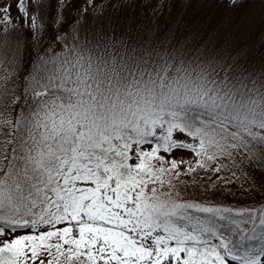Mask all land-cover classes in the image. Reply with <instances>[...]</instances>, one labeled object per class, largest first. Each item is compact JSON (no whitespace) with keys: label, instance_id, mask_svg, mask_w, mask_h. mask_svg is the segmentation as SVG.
I'll list each match as a JSON object with an SVG mask.
<instances>
[{"label":"rangeland","instance_id":"rangeland-1","mask_svg":"<svg viewBox=\"0 0 264 264\" xmlns=\"http://www.w3.org/2000/svg\"><path fill=\"white\" fill-rule=\"evenodd\" d=\"M49 92L77 105L31 102ZM194 109L207 112L200 126L187 118L200 115ZM18 117L36 127L38 145L24 154L30 172L67 154L53 172L61 189L49 220L38 231L0 225V264H64L61 250L72 248L86 264H264V253L228 256L196 230L135 214L203 197L201 176L172 182L161 173L188 175L204 145L242 180L264 174V0H0L1 147ZM24 169L5 171L16 206L29 192ZM238 180L216 183L223 194L207 191L211 183L204 192L218 201Z\"/></svg>","mask_w":264,"mask_h":264},{"label":"trees","instance_id":"trees-1","mask_svg":"<svg viewBox=\"0 0 264 264\" xmlns=\"http://www.w3.org/2000/svg\"><path fill=\"white\" fill-rule=\"evenodd\" d=\"M259 55L260 54H257L256 56L257 60H259ZM54 95L57 96L55 98V102H57L58 105L73 103V98H71L69 95L65 94L64 96H59L56 92L54 93ZM44 99H47V97H33L31 99V102L39 103ZM18 105L20 106H18L20 115H23V113L26 114L27 112L25 110V104L20 101L18 102ZM194 110L200 113V117H198V114L193 111L187 115V118L196 126H198L196 123L197 117L202 120L208 119L206 114H204L202 111H199L198 109ZM26 115L30 116L29 113ZM31 129L32 123L29 118L18 117V121L16 119V126L14 127V131L11 136V143L6 147L0 146V187L5 186L8 181L12 180V178L7 177V174L5 172L7 168H10L12 166L18 167V164L20 166L21 162L25 164V168L28 167V158L26 156L25 159L24 154L26 153L27 148H36L38 141L35 135L36 129L34 128V125L32 134L30 133ZM248 135L254 140L258 139L257 137H255L254 133L249 132ZM259 139L262 141L261 138ZM261 147L264 148L263 146ZM208 166L209 169L216 170L217 176H207L206 174L209 173L200 175V169H196L187 177H183L180 179L183 180L190 178L191 180H195V178L198 179L201 176L202 178L199 181L205 180L202 183L205 190L206 186L211 183V187L210 189L208 187L207 191H216L217 189V192H222L225 191V189L221 186L215 185L216 183L223 182L229 187L230 181L238 179L239 176V180L237 182L239 189L237 191L232 190V194L229 197L221 196V199L218 201L213 200L210 194L206 195L204 189L202 191L203 197H197L194 194L181 196L179 198H176V202H179L178 204H181V207H179V209H175V214L177 215V217H189L199 226H203L208 233L216 230L218 227L221 229H223V227H226V229L230 230V228L237 227V225L241 224L242 220H246L251 224L247 229L244 239L241 241L244 244L245 249L259 248L264 243V222L262 221V219H264V174L255 173L253 175V178L244 177V180H242L240 178L241 175L239 172L226 171L222 168V166L220 167L219 161L214 159V157L210 158ZM163 173V175L167 177L168 181L171 180L173 182L179 178H175L174 173L170 171H164ZM25 174L29 176V172H25ZM35 176L32 178L33 183L28 182L27 187H29L30 184V189L28 188L29 195H23L26 197L25 207H30V213L27 217L32 216L33 219H39L47 217L48 212L45 210L44 206L45 195L40 194L38 191L32 192L33 185L37 181L35 179ZM25 184L27 185L26 182H24V185ZM52 190L54 189L52 188ZM46 195H48V193ZM164 197L166 198L167 196H163V198ZM168 201L166 203H169ZM13 210L14 212L10 215L14 219L18 218V221L19 219H21V215L20 213L15 212V208ZM23 211L24 210L21 209V212ZM1 215L3 216L2 212H0V217H2ZM25 216L26 214L24 215V217ZM239 219L241 220L240 222ZM71 252L72 256L68 255L67 251L62 250L65 259L64 264H86L85 260L81 258L80 254L76 250H71ZM73 256L78 257V259L75 260Z\"/></svg>","mask_w":264,"mask_h":264}]
</instances>
